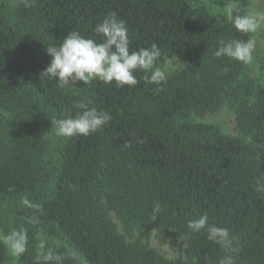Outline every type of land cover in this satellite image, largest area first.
Here are the masks:
<instances>
[{"label":"trees","instance_id":"1","mask_svg":"<svg viewBox=\"0 0 264 264\" xmlns=\"http://www.w3.org/2000/svg\"><path fill=\"white\" fill-rule=\"evenodd\" d=\"M15 1L11 10L0 0V109L17 125L0 140V202L19 205L0 212V229H26L20 264H37L42 251L60 264H219L229 254L235 264H264V86L239 85L244 63L214 54L221 40L253 35L189 0ZM238 4L249 11L251 1ZM112 11L126 22L130 50L155 43L158 59L177 54L181 70L159 85L137 71L139 83L124 88L99 80L60 88L40 78L51 60L46 47L74 30L100 42L95 26ZM233 94L252 97L236 108L238 135L181 120L216 111ZM89 100L112 119L89 136H56L59 162L49 172L51 120L75 116L74 105ZM204 214L229 230L234 251L187 227ZM153 224L174 245L185 238L184 261L144 241ZM43 229L65 244L41 249ZM7 254L0 239V264Z\"/></svg>","mask_w":264,"mask_h":264},{"label":"clouds","instance_id":"2","mask_svg":"<svg viewBox=\"0 0 264 264\" xmlns=\"http://www.w3.org/2000/svg\"><path fill=\"white\" fill-rule=\"evenodd\" d=\"M235 13V14H234ZM225 17L232 26L242 34H255L264 27V12L239 10L238 0H230L225 10ZM100 42L86 38L80 32H70L57 47L55 44L46 47V54L51 57L50 63L41 73L40 78L53 81L60 88H68L83 82L90 84L99 80L105 84L115 82L117 88L135 87L139 81L135 75L137 71L147 75L146 81L152 84H161L166 80V73L156 66L161 53L158 46L153 43L150 47L130 50L129 29L126 22L120 19L116 12L108 15L98 22L94 29ZM256 49V40L250 36L247 41L230 40L219 42L215 56L250 64L253 62V53ZM92 102L78 101L74 107L78 109L75 116L52 119L55 125V134L58 137L71 138L75 136H89L103 128L112 119L111 114L90 107ZM29 205L27 197L23 199ZM30 206V205H29ZM207 214L190 220L187 227L193 232L206 231L209 241L220 245L227 253L234 251L233 238L229 230L223 227L208 224ZM12 256V264H16L27 251L28 237L24 228L14 229L3 237ZM44 249V245L39 246ZM43 260L45 264L56 261L60 264L61 257L52 251L41 252L37 257V264ZM219 264H235L232 255H225Z\"/></svg>","mask_w":264,"mask_h":264},{"label":"rangeland","instance_id":"3","mask_svg":"<svg viewBox=\"0 0 264 264\" xmlns=\"http://www.w3.org/2000/svg\"><path fill=\"white\" fill-rule=\"evenodd\" d=\"M196 8L205 7L214 15H225L227 6L218 3V0H189ZM251 5L249 11H261L264 12V0H250ZM11 10L15 8L16 1L8 0ZM256 40V49L253 53V62L250 64H244V67L239 75V85L243 86L251 84L254 87L264 86V27L258 30L257 33L252 34ZM60 41L58 46L62 44ZM50 60L47 63L49 65ZM156 66L162 69L166 73V79L171 78L177 74L181 68L182 63L177 54H168L156 61ZM239 92V91H238ZM240 93V92H239ZM252 100V97H244L238 94L233 96H224L222 106L213 112L196 113L191 112L187 117H183L182 121L191 122H203L209 124L218 125L223 132L229 135H238L237 122H236V108L242 102ZM17 125L10 116V114L0 109V140L9 137L15 130ZM57 135L55 131H51L50 149L47 156V170L53 173L56 171L59 162V155L57 153ZM54 174V173H53ZM52 174V175H53ZM19 205L16 200H6L0 202V212L13 213L15 208ZM113 219L118 223L121 230L122 224L120 220L112 214ZM6 236L4 231L0 229V239ZM40 245H44V249H52L60 245L65 244L60 238L54 234H50L49 230L43 229L40 232ZM129 240H132L129 238ZM134 240V239H133ZM144 241L148 242L152 247L159 250L164 256L173 261H184L186 259V246L187 241L184 237L179 238L178 244L174 245L170 236L159 235L155 225H152L150 236ZM8 249V248H7ZM77 254V252H76ZM2 264H12V256L8 250L6 259ZM16 264H20V259L16 261Z\"/></svg>","mask_w":264,"mask_h":264}]
</instances>
